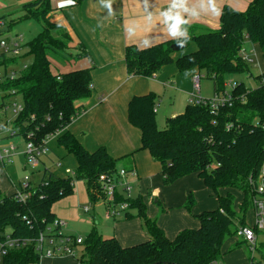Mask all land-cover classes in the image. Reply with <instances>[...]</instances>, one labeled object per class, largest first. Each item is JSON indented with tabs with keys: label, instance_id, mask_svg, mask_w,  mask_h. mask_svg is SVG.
Segmentation results:
<instances>
[{
	"label": "trees",
	"instance_id": "1",
	"mask_svg": "<svg viewBox=\"0 0 264 264\" xmlns=\"http://www.w3.org/2000/svg\"><path fill=\"white\" fill-rule=\"evenodd\" d=\"M222 10L220 27L189 34L187 46L194 43L196 48L183 55L174 57L172 45L177 41L144 48L127 46L128 73L155 77L165 65L174 62L180 71L196 68L205 72L213 80L215 92L225 89L229 76L251 73L250 64L242 59V51L249 40L260 46L264 57V0H252L243 11L230 5H224ZM51 11V0H32L23 5L25 13L20 19L35 18L42 23V29L24 44L33 56L32 62L22 68L16 79L5 84L23 96L24 108L15 121L19 133L35 141L64 130L84 111L85 107L78 102L93 93L91 68L57 73L52 70L50 54L70 61L82 57L84 50L73 54L71 36L52 21ZM3 18L4 15L0 16ZM7 27L9 30L10 25ZM55 30L60 34L56 36ZM9 62L18 59L3 60L0 64ZM254 78L257 84L252 88L236 81L231 105L220 106L213 113L209 104L189 102L183 112L168 117L164 128L158 126L154 111L157 94L150 92L131 98L129 121L141 131L142 148L161 163L165 184L195 174L214 192L219 206L198 215L199 227L183 229L169 239L157 220L148 216L142 194L127 197L118 193L117 201L129 202L124 215L134 216L131 210L135 209V216L142 220L151 239L123 245L115 236H103L94 224L81 245V264H212L224 256L227 237H237L233 247L244 244L238 234L239 226L246 225L247 213L255 209V199L260 196L258 186L264 183V177L260 179L264 166V71ZM58 144L75 156V174L60 178L45 170L43 178H47L48 184L42 179L23 202L0 189L2 238L10 230L13 237L33 239L51 227L57 219L53 204L73 194L77 180L85 181L89 200L95 204L103 196L100 175L113 176L119 171L120 159L113 157L105 146L89 151L70 131L61 133ZM236 191L242 192L243 198L234 206ZM194 204L191 192L185 206L191 210ZM40 258L34 245L28 243L9 249L0 264H31Z\"/></svg>",
	"mask_w": 264,
	"mask_h": 264
},
{
	"label": "crops",
	"instance_id": "2",
	"mask_svg": "<svg viewBox=\"0 0 264 264\" xmlns=\"http://www.w3.org/2000/svg\"><path fill=\"white\" fill-rule=\"evenodd\" d=\"M251 1L217 0V4L221 8L224 5H230L243 11L247 9ZM168 3L169 0H147V4L145 0H112L113 14L109 15L108 10L101 6L99 0H74V3L72 0H51L52 21L68 31L71 36L70 50L73 54L84 50L82 57L63 61L61 70L57 72L91 68L93 93L89 98L78 102L85 107L84 111L74 118L64 130L49 139V152L44 156L45 160L42 159L39 168L31 173L37 177L32 180V183L37 185L47 169L48 172H52L60 178L68 176L67 168L76 169L75 156L58 144V137L64 131L73 133L89 151L105 146L113 157L120 159L119 170L132 169L136 172L133 184L138 188V191L135 194L143 195L148 216L157 220L158 225L169 239H174L183 229L199 227L198 215L206 208H216L212 201L211 206H205L202 209L194 206L189 210L185 206L194 184L203 193L210 192L211 189L195 174L180 178L171 185L165 184L161 163L153 158L149 150L142 148L141 131L129 121L128 106L133 96L154 92L158 95L159 101L156 112L158 126L160 123L166 125L168 117L183 112L190 102L193 75L198 70L193 68L180 71L175 63V66L170 63L165 65L155 77L130 75L125 60L127 46L137 45L144 48L145 40L150 41L151 46L167 41H176L167 35L166 29L159 19V13L167 8ZM220 17L208 14L192 18L188 25L189 34L219 28ZM129 30H132L131 34ZM247 41L250 44L248 51L259 55L264 71V57L260 46ZM190 48L193 51L196 45L192 43ZM183 54L185 53L175 52L174 57ZM159 85L165 87L166 94H169L170 91L173 95L170 102L166 101L165 94L160 93ZM179 94L180 101H183V109L175 111L172 110V107H175ZM202 96L204 98L211 97ZM160 112L162 113V122L160 121L161 116H157V113ZM24 149L17 151L14 156L17 158L16 161L13 157L11 162L13 165H9L12 169L21 166L23 170H30L26 163ZM56 154L62 162L59 171L57 167L50 170L46 163L47 159L55 161L53 157ZM8 164L10 163L0 167V189L7 195H13L20 188V181L23 177L18 181L14 180ZM6 176L9 177V181ZM3 178L7 181L6 186L2 183ZM76 183L77 181L74 183L73 194L58 200L52 206L57 218L67 222V229L78 219L77 205L83 203L81 209L86 212L83 207L88 205L85 203L89 200L85 182L80 180L78 185ZM203 185L207 190H204ZM136 213L137 211L133 209L131 214L134 216L130 218H127L124 213L118 217H108L114 219V225L112 230L106 233L107 237L115 236L123 245L150 240V235L146 232L142 220L135 216ZM255 216L256 210L254 211L253 224ZM249 225H252L251 222ZM259 236L260 233L257 234V240ZM228 253L229 251H225V256ZM31 264H78V261L72 256L41 257L39 262ZM239 264H249L248 259L244 257Z\"/></svg>",
	"mask_w": 264,
	"mask_h": 264
},
{
	"label": "built area",
	"instance_id": "3",
	"mask_svg": "<svg viewBox=\"0 0 264 264\" xmlns=\"http://www.w3.org/2000/svg\"><path fill=\"white\" fill-rule=\"evenodd\" d=\"M6 26L4 20L0 19V29ZM0 30V32H1ZM24 36L17 34L9 40L0 38V62L3 60L16 58L19 60L22 53V47L24 46ZM242 59L249 64H254L255 61L251 56V53L245 48L242 51ZM28 64L18 65V62L1 63L0 66L4 67V71H0V167L6 163H11L13 157L17 154V145L14 142L3 144L1 138L8 133L9 135L18 134L13 128H10V121L7 116L11 111L15 117V121L21 111L24 108V103L14 100V96L19 94L15 89H9L5 87L7 81L16 79L22 68L27 67ZM203 74L200 71H196L193 75V90L190 93L189 101L196 104H209L212 112L215 113L220 106L229 104L231 105L234 100L232 91L236 87V81L231 79L225 82V89L221 92H215L213 96L204 98L201 95V78ZM158 105L154 107V111L157 112ZM15 124V128H16ZM47 135L41 141H35L30 136L25 139L24 153L26 156V163L29 169L33 172L36 171L41 165V160L44 155L49 152V139L57 134ZM67 174L74 175L75 170L71 168L66 169ZM44 177V176H43ZM42 177V179H44ZM136 177L134 170L121 169L116 172L115 175L110 176L102 174L99 177V181L102 182L103 196L98 198V201H104L106 205L107 217H118L129 208V202L126 200L117 201L116 197L118 193H123L125 196L130 197L133 195V182ZM264 177V166L260 179ZM42 181V180H41ZM41 181L37 184L39 185ZM44 184H48L47 178L44 179ZM37 185L32 183L30 175L26 174L20 181V188L13 194L20 201H26L30 193ZM258 192L260 196L255 199V223L253 225H246L242 227L238 234L244 238L246 243L252 247L257 241V233L255 228L260 231L264 229V183H260L258 186ZM85 211L91 209L90 205H85ZM67 222L64 219L57 218L53 222L51 227L47 230L40 232L35 238H18L11 236L10 230L4 233V238L0 236V263L3 255L7 254L9 249L20 247L31 243L34 245V249L39 253L40 257H58V256H72L77 259L78 264H81L77 248H81L84 237L74 234L66 233L65 228ZM55 229V230H54ZM212 264H219L218 261H213Z\"/></svg>",
	"mask_w": 264,
	"mask_h": 264
},
{
	"label": "rangeland",
	"instance_id": "4",
	"mask_svg": "<svg viewBox=\"0 0 264 264\" xmlns=\"http://www.w3.org/2000/svg\"><path fill=\"white\" fill-rule=\"evenodd\" d=\"M29 1L32 0H0V16L4 15L3 20L5 21L6 25H10L9 30L5 32H0V38L9 40L12 37L16 36L17 34H22L24 36V43L30 41L33 39L42 29V23L38 21L35 18H25V19H20L21 16L24 15L25 12H23V5ZM14 19V20H13ZM11 20L13 22L11 23ZM4 28V27H3ZM1 30V29H0ZM54 34L57 36L60 34L59 31L55 30L53 31ZM248 41H246L245 48L248 50L249 47ZM192 43H190L189 46H186V48L177 51L180 53H187L191 51ZM29 48L27 45H24L22 47V53L21 57L18 60V65H24V64H29L33 60V56L28 53ZM251 56L255 60V66L254 64H250V72H242V73H237L235 75H231L228 77V80H235V81H243L245 86L247 88H252L255 87L256 80L255 76L259 74L260 72H263V65L261 62V59L257 53H251ZM50 58L52 60V70L54 72H57L58 70H61V64H63V59L59 56H56L55 54H50ZM174 66V62L172 63ZM0 71H4V67L0 66ZM203 77L201 78V93L204 96H211L214 92V82L211 78L207 77L205 75V72H202ZM160 87V93L166 95V101L169 100V102L172 100L173 95L169 91V94H166V89L164 86L159 85ZM169 90V89H168ZM171 98L169 99V97ZM15 101L22 102L23 101V96L21 94H17L14 97ZM185 101V100H184ZM183 101H180V94L177 96L176 104L175 107H172V110H182L183 109ZM159 101H157V104ZM182 104V105H181ZM180 106V107H179ZM160 108V105H159ZM162 113H157V116L160 117ZM8 120L10 121V128H13L16 132L18 131V127L15 128V117L10 111L7 116ZM162 116L160 117V121L162 122ZM160 128H164L165 125L164 123H160L159 125ZM5 135V134H4ZM2 143H9V142H14L15 145H17V151H21L24 149L25 146V138L23 134L18 133L14 135H9L8 133L1 138ZM46 156V155H44ZM42 157L43 160H45V157ZM15 158V157H14ZM55 161H52L51 159H47L46 163H48V168L53 170V168L57 167V170H61L59 167L62 166L61 158L56 154V156L53 157ZM17 158L14 160L16 161ZM64 162V160H63ZM59 163V165H58ZM9 165L13 164H8L7 166L10 167ZM19 165V164H18ZM7 167V168H8ZM10 174L14 180L21 179V177H24L26 174L30 175L32 180H35L37 177L34 176L31 173V170H23L21 166H18L16 169H12V167L9 168ZM43 171V170H42ZM49 173V172H48ZM6 175V174H5ZM42 173L40 174L41 178ZM7 180L9 181V177L6 176ZM39 181V178H38ZM84 181V180H83ZM85 182V181H84ZM2 183L7 184V181L5 178L2 179ZM80 183V180H77V185ZM86 185V183H85ZM171 185V184H167ZM134 190H133V195L137 193L138 188L133 184ZM204 190H207L205 186L203 185ZM223 191V190H222ZM220 191V193H222ZM194 199H195V208H204L205 206H211V201L214 202L215 206H219V199L217 198L216 195H214V192L211 190L210 192L203 193L199 190L198 186L194 184V187L192 189ZM236 201L235 205L237 206L240 201L243 198V193L236 191ZM210 202V203H209ZM85 204L90 205L91 210L84 212L81 209V206L84 205L83 203H79L78 209H79V214H78V219L75 220L70 227L66 230L65 232L73 233L77 236H83L86 237L88 232L90 231L91 227L96 224L99 226L100 232L103 236L107 237L108 232L112 230V227L114 225V219L108 218L106 216V205L104 201H98L95 204H92L90 200H88ZM156 204V203H155ZM74 205V204H73ZM193 206V207H194ZM160 208V206H159ZM206 210H210L207 209ZM254 208H251L248 213H247V222L246 225H249V222L253 225L254 221ZM95 218V219H94ZM246 225H240L239 230L246 226ZM240 236V235H239ZM111 237V236H110ZM240 239H244L242 236H240ZM237 240L236 236L232 237H227L224 241L223 245V252L229 251V253L225 256L224 258L222 257L219 259V264H239L244 257L248 259L249 264H264V229L260 231V236L258 237V240L256 241L255 245L253 247L244 242L241 246L239 247H233L235 241ZM233 247V250H230V248ZM77 253L79 256H81L82 249L79 247L77 248ZM251 257L253 259L251 260ZM74 258V257H73ZM76 259V258H74ZM77 261V259H76Z\"/></svg>",
	"mask_w": 264,
	"mask_h": 264
},
{
	"label": "clouds",
	"instance_id": "5",
	"mask_svg": "<svg viewBox=\"0 0 264 264\" xmlns=\"http://www.w3.org/2000/svg\"><path fill=\"white\" fill-rule=\"evenodd\" d=\"M72 2L74 3V0ZM99 2L108 10L109 15L113 14L112 0H99ZM145 3L147 4V0ZM208 14L215 17L223 14L217 0H169L167 8L159 13V19L167 35L177 41L178 47L183 48L191 38L188 29L190 20ZM129 31L131 34L132 30ZM144 46H151L150 41L145 40Z\"/></svg>",
	"mask_w": 264,
	"mask_h": 264
},
{
	"label": "water",
	"instance_id": "6",
	"mask_svg": "<svg viewBox=\"0 0 264 264\" xmlns=\"http://www.w3.org/2000/svg\"><path fill=\"white\" fill-rule=\"evenodd\" d=\"M5 31H8V27H4V28L1 30V33H2V32H5ZM186 46H187V44H186L183 48H180V47L177 46V43H174V44L172 45V49H173L175 52H177V51H180V50L186 48Z\"/></svg>",
	"mask_w": 264,
	"mask_h": 264
}]
</instances>
